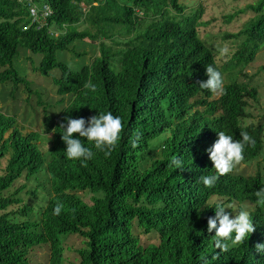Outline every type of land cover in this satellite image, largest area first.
Segmentation results:
<instances>
[{
  "label": "trees",
  "instance_id": "16d2710c",
  "mask_svg": "<svg viewBox=\"0 0 264 264\" xmlns=\"http://www.w3.org/2000/svg\"><path fill=\"white\" fill-rule=\"evenodd\" d=\"M30 1L34 14L26 0H0V81H11V93L19 83L27 93H36L43 133L51 135L43 151V134L23 132L12 114L0 112V158L5 157L0 167V264H32L27 252L40 242L49 246V264H61V233L82 238L75 264H264V254L255 248L264 244V206L255 196L264 187V170L231 172L213 188L200 180L215 174L205 151L210 129L234 139L248 132L255 146L246 147L243 161L261 152L263 124L242 122L249 116L247 100L257 99L258 91L238 76L264 45V0L222 15L228 21L250 12L236 31L222 32L234 44L220 62L213 45L199 35L198 26L208 21L200 20L199 3L185 9L177 0ZM41 3L50 9L48 15L38 7ZM53 22H86L89 28L54 37L47 32ZM74 37L96 39L98 51L72 72L59 51ZM18 48L28 50V69L35 74L48 76L53 68L60 72L53 77L56 92L68 88L74 93L66 105L56 109L42 100L40 89L14 63ZM208 64L224 76L225 92L214 97L203 89L205 100L190 101L200 89L197 82L208 79ZM88 82L96 85L95 92L85 87ZM196 103L201 110H190ZM109 111L124 124L111 155L97 152L86 164L67 159L59 127L65 117L87 120ZM137 132L142 136L133 148ZM174 156L183 160V171L169 166ZM41 173L54 195L46 211L36 213V189L29 180L39 183ZM80 190L89 191V202L79 197ZM217 201L238 209L249 202L257 208L255 231L227 252L215 247V230L207 231ZM57 202L63 204L59 215L54 214ZM132 222L142 233L154 231L156 241L139 243Z\"/></svg>",
  "mask_w": 264,
  "mask_h": 264
},
{
  "label": "clouds",
  "instance_id": "9594fccd",
  "mask_svg": "<svg viewBox=\"0 0 264 264\" xmlns=\"http://www.w3.org/2000/svg\"><path fill=\"white\" fill-rule=\"evenodd\" d=\"M27 2H29V13L34 14L36 10L35 5L30 0H27ZM38 7L44 14L48 15L50 13V9L47 7V5L41 3ZM37 19L40 23L44 22L42 15ZM69 25L75 30L67 29ZM79 25L83 26L79 27ZM85 27L89 28L86 22H77L74 25L73 23H61L58 25L56 22H53L47 24V32L51 36L57 37L59 35L65 34L68 31L81 32ZM96 41L97 40L95 39L89 42V39L86 37L83 39L82 37H74L66 44V49L59 51V57L66 62L72 72H75L77 69V63L88 62L90 57L93 54H96L98 51L96 47ZM83 44H94L95 51L87 54L83 48ZM75 52H79L80 54L76 56L74 54ZM83 56L85 58H83ZM49 71L50 75L43 76L49 78L51 84L54 87L55 93L58 95V98L46 102H52L53 106L57 109L60 105H66L67 102L73 98L74 93L68 88L62 93H57L55 90V85L53 84V77L59 76L60 72L54 68L50 69ZM206 75L208 76L207 80L197 82L200 89L197 91L196 95L190 99V101L199 99L205 100L206 98L204 97L203 89L209 90L212 93L210 96L214 97L224 94L225 80L222 73L212 64H208L206 66ZM85 87L89 88L92 92L96 91V85L92 84L91 82L86 83ZM66 95L67 98H65ZM59 98H62V100L59 104H56V101ZM201 108L202 106L196 103L191 106L190 110H201ZM65 121L66 123L61 122L59 125V127L64 129V132L61 134V138L66 144L65 155L69 160H80L85 164L87 161L93 159L97 152H102L106 157L110 156L111 153L117 148L119 141L121 140V134L124 131V124L121 117L113 115L110 111L106 113L100 112L98 115H93L87 120L84 117L72 118L71 116H67L65 117ZM208 131L210 132L205 135V139H207L205 141L207 146L205 151L209 154V158L213 162L215 174L202 175L200 180L205 187L213 188L220 176L227 175L231 172H237L234 169L241 162L249 161H243L244 152L247 146H255V140L246 131H242L240 133L242 139H234L232 135H228L223 131H219L218 135L214 133L213 129ZM74 134H78V136H74ZM141 136L142 133H136L135 138L131 142L133 148L137 147ZM216 136H218L217 140L215 139ZM85 140L91 146H86L84 143ZM169 166L175 167L176 169H180L182 171L185 168L183 160L179 156L172 157L169 161ZM34 186L36 189V202L38 203L34 210H36V213H40L44 210L46 211L49 198L53 196L54 193L47 191L49 187L47 179L45 176H43V174L39 179V183L35 182L32 185V187ZM81 192L83 191L80 190L77 193H79V197L82 198ZM85 192L89 193V191ZM255 196L257 197V203L264 206V187H261L258 191H256ZM217 198L219 199L218 195ZM29 202L32 203L31 197L29 198ZM212 207L215 208V216L208 217L207 231L211 233L213 230H215L214 244L215 247L221 252H227L231 247L244 243V241L247 240L257 228L258 222L256 224L255 220L253 219V217H256L255 211L257 208L255 209L253 203H244L242 208L238 209L236 204L232 205L231 202L223 203L217 201ZM253 207L255 210L252 213L251 210ZM62 209L63 204L57 202L54 208V214L59 215ZM255 248L257 252L264 254V244L258 243L255 245Z\"/></svg>",
  "mask_w": 264,
  "mask_h": 264
},
{
  "label": "rangeland",
  "instance_id": "374dc122",
  "mask_svg": "<svg viewBox=\"0 0 264 264\" xmlns=\"http://www.w3.org/2000/svg\"><path fill=\"white\" fill-rule=\"evenodd\" d=\"M183 7H193L199 3L203 7V12L200 16L201 21L208 20L205 24L199 25V35L208 40L209 44L213 45L215 54L214 57L220 62L232 50L233 44L230 40L221 36L222 32L236 31L240 28L241 23L249 16L250 12L244 11L233 16L230 20L225 21L222 15L231 13L234 10L242 7L245 3L251 0H177ZM83 25H79L82 27ZM86 53L95 51V45L83 44ZM224 50V51H222ZM29 54L28 50L18 48L14 63L18 66V71L25 73L27 78H31L32 85L40 89L41 98L43 101H52L58 98L48 77H44L39 73H34L28 69V64L25 56ZM83 58H85L83 56ZM264 45L253 54L251 60L244 66L243 72L239 74L238 79L249 82L256 86L258 95L257 99L247 100L246 111L249 116L243 119V122L258 121L263 124L262 129V149L260 154L255 159L246 162H241L234 170L243 174L253 173L256 168L264 170ZM11 81H0V112L12 114L15 118V124L18 125L23 132L29 130H38L46 139L39 141V145L44 151L49 144L50 132L43 133L40 122V106L35 101L36 93L34 91L27 93L22 84L19 83L17 88L11 93ZM11 93V94H10ZM214 95V94H213ZM67 98V95L65 96ZM5 158V157H4ZM4 158H0V167L4 162ZM42 174H39L37 179H40ZM264 179V176H263ZM33 185L34 181L29 180ZM84 200L89 202V193L81 192ZM132 231L137 235L138 241L141 244L153 243L156 241V233H142L140 229L132 222ZM62 238V239H61ZM60 244L63 247L61 264H75L78 261V253L76 249L83 246L82 238L77 234L67 233L60 234ZM27 256L32 264H49V246L46 243H36L27 252Z\"/></svg>",
  "mask_w": 264,
  "mask_h": 264
},
{
  "label": "built area",
  "instance_id": "2783aa9c",
  "mask_svg": "<svg viewBox=\"0 0 264 264\" xmlns=\"http://www.w3.org/2000/svg\"><path fill=\"white\" fill-rule=\"evenodd\" d=\"M27 1V0H26Z\"/></svg>",
  "mask_w": 264,
  "mask_h": 264
}]
</instances>
